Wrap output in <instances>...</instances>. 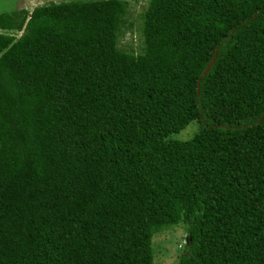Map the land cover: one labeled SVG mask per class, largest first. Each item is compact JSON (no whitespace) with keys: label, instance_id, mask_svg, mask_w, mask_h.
<instances>
[{"label":"trees","instance_id":"1","mask_svg":"<svg viewBox=\"0 0 264 264\" xmlns=\"http://www.w3.org/2000/svg\"><path fill=\"white\" fill-rule=\"evenodd\" d=\"M130 5L0 15V264H264V0Z\"/></svg>","mask_w":264,"mask_h":264},{"label":"rangeland","instance_id":"2","mask_svg":"<svg viewBox=\"0 0 264 264\" xmlns=\"http://www.w3.org/2000/svg\"><path fill=\"white\" fill-rule=\"evenodd\" d=\"M68 0H0V15L12 10L26 9L31 13L35 7L52 2ZM130 11L119 37L121 47L127 50L139 51L143 44L141 12L147 6L148 0H129ZM19 37L22 31H15ZM199 130L197 123L190 124L174 138L189 139ZM190 243L187 227L184 223L166 226L160 229L153 238L155 264H178L180 257L188 252Z\"/></svg>","mask_w":264,"mask_h":264}]
</instances>
